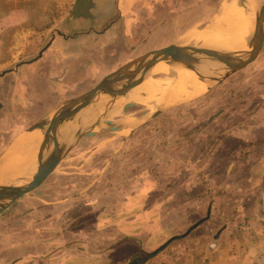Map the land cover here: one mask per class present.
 <instances>
[{
  "label": "rangeland",
  "instance_id": "obj_1",
  "mask_svg": "<svg viewBox=\"0 0 264 264\" xmlns=\"http://www.w3.org/2000/svg\"><path fill=\"white\" fill-rule=\"evenodd\" d=\"M66 1V5L59 7V0H45L47 8L37 7L39 4L35 0H30V3L21 2L20 5L25 6L22 11L24 10L25 15L29 16L27 21L14 26L3 25L0 21V73L16 68L20 63H26L39 54L49 40L50 28L56 25L54 18H59V15H63L65 11L68 16L76 15L80 12V8L83 10L85 3L86 6L92 4L91 0L90 2L78 0L75 10L73 0ZM96 1L99 7H93L91 22L98 24L102 19L117 15L118 0ZM234 3L233 0H211L208 8L189 17L188 22L180 26L179 32L176 31L177 29L167 32V36L161 42H171L179 37V40H184L186 38L184 35H187L192 28L201 29L214 23L222 15L225 6ZM13 6L11 0H0V19ZM89 8L86 7L82 12L90 15ZM49 12L52 14V23L41 22L47 18ZM82 22V19H78V24ZM196 42L202 44V41L196 40ZM35 63L36 61L24 65L16 76L10 74L0 79L2 90L0 97L5 101V109L0 112V150L5 147L9 135H16L32 122L33 117L29 116L33 110L27 109L24 112L22 108L29 101L28 97L22 96L26 89L22 87L34 86V74L28 67ZM85 67H81L79 61L72 66L73 81L71 82L79 86V90L87 87L88 80L85 75L93 71L92 66ZM152 80L157 88L150 90L148 84L134 88L116 101L112 109L114 114L109 117V121L115 124L114 130H117L115 134L113 133L116 135L115 144L122 142L123 135L129 137L126 141L129 146L126 151L129 152L125 154H130V156H126L127 160L123 161L122 154L124 153H117L115 163L117 165L114 164L112 169L107 171L109 175L107 181L109 179L111 182L102 184L101 190L104 191L111 187L118 189L129 186L130 183L132 188L143 187L146 189L145 193L149 194L141 195L145 206L147 204L148 207L145 214L139 218L143 221L156 214L158 218L153 229L143 230L139 234V241L132 240L131 244L125 243L130 246H126L128 248L116 258L117 263L115 264H130L146 253L154 251L173 235L184 233L193 223L206 215L210 203H212V210L208 220L188 235L172 240L144 264H264V177L260 176L262 173L253 175L255 173L253 169L258 164L255 158L264 157L263 148L248 150L247 147L246 151H251V154L238 159L234 171H232L231 164L234 158L232 153L228 151L227 155L220 157L216 151L210 155L211 160L206 162V178L209 177L206 183L201 182L203 177L201 175V178L191 179L197 184L188 182L179 185L175 190L178 195H160L170 181L173 165L187 161L188 157L193 154L194 149L189 148L187 143L214 145L220 129L231 126L245 113L250 104L255 99L257 100V95L264 94V49L257 60L231 75L214 89L198 96L183 95L167 108L168 112L143 126L139 123L166 99L160 91H166L172 82L178 80V77L170 72H159L154 74ZM182 82L191 83L186 79ZM14 89L18 90L16 94H13ZM40 89L39 87L38 92L41 93L42 98L41 106H45L48 99L43 93L44 88ZM30 97L36 98L32 93ZM161 97L163 100L159 101L158 98ZM225 104L228 106L222 108ZM221 109H225L223 110L225 118L222 122H217ZM27 116L29 118H26ZM173 116L177 117L175 119L178 123L174 124L176 125L174 129ZM136 126H142V128L137 129ZM104 127L106 129L107 126L104 125ZM189 128L193 129L191 134L188 133L191 131ZM208 129H213V131L205 138L204 131L206 130L207 133ZM7 132L10 133L7 134ZM100 132L101 130H97L95 133ZM2 134L3 139H1ZM99 135L100 139L108 137L102 133ZM91 142L90 139L88 144ZM242 149H246L244 145ZM157 153L164 156L161 162H155L156 158H153ZM120 158V163H118ZM263 162L261 160L260 165ZM252 163H255V166L251 168ZM132 167L135 169L126 180L129 184H125L123 180H119L123 178L121 174ZM261 170L264 172V168ZM255 171H257L255 174L259 172L257 168ZM151 177H157L159 180L154 188L149 184ZM59 179V176L55 178L56 186L63 187L64 183H61ZM50 185L40 189L39 194L49 195ZM26 205L22 206L27 207ZM15 210L20 211L16 208ZM136 210L129 208L125 215L129 211ZM7 211L3 213V217L0 216V223L2 222L1 225L4 227L6 224L11 227L13 221L9 217L12 218L14 212ZM123 213L121 211V214ZM123 218L121 216L119 220L122 221ZM120 245V249H124L123 243ZM10 257L9 255L8 258ZM8 260L7 257L0 259V264H8L6 262Z\"/></svg>",
  "mask_w": 264,
  "mask_h": 264
},
{
  "label": "crops",
  "instance_id": "obj_2",
  "mask_svg": "<svg viewBox=\"0 0 264 264\" xmlns=\"http://www.w3.org/2000/svg\"><path fill=\"white\" fill-rule=\"evenodd\" d=\"M36 1L39 4L37 7L47 8L45 0ZM210 1L118 0L117 15L102 19L98 24H95L91 22L90 16L93 14V7H99V3L96 0H91L92 4L86 6L85 3V7L82 8L84 10L86 7H90V15L82 12L83 10L80 8V12H77L76 15L68 16L65 11L63 15H59V18H54L56 25L49 30V40L43 47L42 54H38L30 62L20 63L18 67L0 75V79L10 74L16 76L24 65L36 61L35 64L28 67L34 74V86H21L26 88L22 96L29 99L22 108L24 112L27 109L33 110L29 116L33 117L32 122L16 135L7 137L8 141L5 147L0 150V158L7 154L13 142L28 127L52 114L66 100L91 89L105 75L133 57L150 49L172 43L173 41L167 43L161 41L165 39L167 32H172V29H177L176 31L179 32L180 26L188 22L187 19L194 13L208 8ZM11 2L14 6L3 15L0 19L1 23L14 26L27 21L29 16L25 15L24 10L22 11L25 6L20 3H30V0H11ZM66 2V0H59V7L66 5ZM87 2L90 1L87 0ZM77 3L78 0H73L75 10ZM78 19H82L83 22L78 24ZM41 22L52 23V14L49 12L47 18ZM88 41L91 42L88 43ZM78 61L81 67L86 68L85 66L90 65L93 70L85 75L88 84L83 90H79V86L71 82L73 81L72 66ZM93 81L96 82L93 83ZM15 87H17L16 84ZM39 87L40 90L44 88L43 93L48 99L45 106H41L42 98L41 93L38 92ZM16 92L18 90L14 89L13 94ZM31 93L36 98L32 99ZM23 100L25 99L23 98ZM158 100L160 101V98ZM0 103V112H2L5 109V101L1 97ZM167 110L156 115L144 125L150 124L163 113L168 112ZM223 115L222 111L217 122L223 121L225 118ZM109 117H106L101 127L95 128L79 140L60 163L59 168L39 188L20 198L7 209L10 210L9 212H14L12 218L9 217L13 222L11 227L7 224L4 227L1 225L2 222L0 223V259L3 260L7 257L8 264H115L117 263L116 258L130 246L125 244L126 242L131 244L132 240L139 241L138 236L143 230H151L157 224V214L143 221L139 218L145 214L148 207L147 204L145 206L144 198L141 195L149 194L145 193V188H132L131 183L126 181L135 167L125 170L121 174L123 178L119 179L123 180L125 184L128 183L129 186L101 190L102 184L111 182L109 179L107 181L109 176L107 171L112 169L116 163L117 153H124L122 154L123 161H126V158L130 156V154H125L129 152L126 151V148L129 147L126 141L129 140V137L123 135L122 142L115 144L116 135L113 133L115 134L117 130H114L115 124L109 121ZM175 118L177 117H172L173 129L178 124ZM104 125L107 126L106 129ZM141 128L142 126L137 129ZM44 129L38 130L43 131ZM97 130H101L100 133L106 134L108 137L100 139V133H95ZM189 130L191 131L188 133L193 131L190 128ZM205 131L206 138V135L211 133V129H208L207 133ZM1 136L3 139V134ZM96 136L98 137L96 138ZM90 139L92 142L88 144ZM193 144L187 143L189 148L194 149L193 154L188 157L187 161L173 165L170 181L160 192V195H178L175 190L179 185L192 183V178H201V175L203 176L201 182L206 183V179L209 178H206V162L211 160L210 155L216 151L220 157L227 155L228 151L232 153L234 158L231 164L232 171H234L238 159L251 154V151H246L248 148V150L251 148L258 150L263 148L264 150V94L257 95V100L255 99L245 113L231 126L220 129L219 137L214 145ZM243 145L246 148L244 150L242 149ZM163 157L157 153L153 158H156L155 162H161ZM36 159L37 157L35 161ZM120 160L121 158L118 159V163ZM261 160L264 161V157L255 158L256 163L258 162L256 168L260 171L255 174L257 171L254 167L253 175L262 173L260 176L264 177V172L261 170L264 168V162L260 165ZM253 166L255 163H252L251 168ZM58 176L61 183H64L63 187L56 186L55 178ZM151 178L149 184L154 188V185H158L159 180L157 177ZM82 180L83 182H81ZM12 182L15 183L16 179H13ZM46 185L51 187L48 191L49 195H40L39 190ZM33 200L35 202H32ZM24 204L28 206L23 207ZM15 208L20 211L16 212ZM129 208L137 210L129 211L125 215ZM7 210L0 213V216L3 217L5 212H8ZM121 211L124 213L121 214ZM121 216L124 217L122 221L119 220ZM1 220L3 221V219ZM121 243H123L124 249H120ZM9 255L10 258H8Z\"/></svg>",
  "mask_w": 264,
  "mask_h": 264
},
{
  "label": "water",
  "instance_id": "obj_3",
  "mask_svg": "<svg viewBox=\"0 0 264 264\" xmlns=\"http://www.w3.org/2000/svg\"><path fill=\"white\" fill-rule=\"evenodd\" d=\"M253 1L260 4V7L256 13L255 32L246 40L247 49H218L196 42L195 36H200L209 28L215 27L222 13L214 23L201 29L192 28L187 35H184L185 40H179V37L170 44L150 49L133 57L105 75L94 87L66 100L52 114L28 127L13 142L7 154L0 158V168L18 156L19 152L15 149L17 141L38 129L48 127V130L53 132V135L49 131L46 134L47 141L51 136L53 137V146L46 153H39L35 161V169L29 173L15 174L12 178L0 181V213L39 188L59 168L60 163L84 135L103 125L119 98L141 85L150 86V82H154L152 80L154 74L170 72L177 76L178 80L172 82L166 91H160L166 99L139 125L149 122L183 95L198 96L208 92L234 73L253 63L264 49V0ZM233 2L247 8L249 0H233ZM41 54L42 50L39 52V55ZM162 63L168 66L167 70L156 69ZM181 79L189 80L191 83H183ZM13 179H16L15 183L12 182ZM211 210L212 203L209 204L206 215L193 223L184 233L173 235L154 251L146 253L130 264H144L172 240L188 235L211 217Z\"/></svg>",
  "mask_w": 264,
  "mask_h": 264
},
{
  "label": "bare ground",
  "instance_id": "obj_4",
  "mask_svg": "<svg viewBox=\"0 0 264 264\" xmlns=\"http://www.w3.org/2000/svg\"><path fill=\"white\" fill-rule=\"evenodd\" d=\"M259 7L260 4L253 0H249L247 8L240 6L237 2L233 5H226L218 24L215 27L209 28L203 34H200V36H195L196 40L202 41L201 45L203 46H210L218 49H247L246 40L251 38L255 32L256 13ZM167 67L166 64L162 63L159 64L156 69L167 70ZM153 84V82H150V86H148L150 90L155 88L156 85ZM182 91L184 92V89ZM160 99V101L163 100L162 97ZM112 114L113 111H111L108 116ZM48 129L49 128L46 127L43 131H34L21 137L17 141L15 149L19 151V154L14 160L0 168V181L12 178L15 174L25 175L35 169V158L38 157L39 153H46L53 146L52 136L48 141L46 140ZM49 133L53 135L52 131H49Z\"/></svg>",
  "mask_w": 264,
  "mask_h": 264
},
{
  "label": "trees",
  "instance_id": "obj_5",
  "mask_svg": "<svg viewBox=\"0 0 264 264\" xmlns=\"http://www.w3.org/2000/svg\"><path fill=\"white\" fill-rule=\"evenodd\" d=\"M235 98H237V97H235ZM226 106H228V105L225 104L222 108H225ZM223 110H225V109H221V110L219 111V113H221ZM224 116H225V115H223V117H224ZM223 117H222V118H223ZM239 118H240V117H239ZM239 118H238V119H239ZM238 119H237V120H238ZM237 120H236V121H237ZM219 122H221V121H219ZM212 131H213V129H211V132H212ZM220 133H222V132H220ZM189 135H190V134H189ZM186 136H187V135H186ZM218 137H219V133H218ZM218 137H217V138H218ZM217 138H216V139H217ZM257 170L260 171L259 169H257ZM242 264H243V263H242Z\"/></svg>",
  "mask_w": 264,
  "mask_h": 264
},
{
  "label": "flooded vegetation",
  "instance_id": "obj_6",
  "mask_svg": "<svg viewBox=\"0 0 264 264\" xmlns=\"http://www.w3.org/2000/svg\"><path fill=\"white\" fill-rule=\"evenodd\" d=\"M0 109H1V105H0Z\"/></svg>",
  "mask_w": 264,
  "mask_h": 264
}]
</instances>
